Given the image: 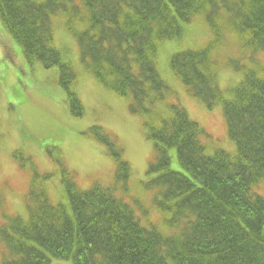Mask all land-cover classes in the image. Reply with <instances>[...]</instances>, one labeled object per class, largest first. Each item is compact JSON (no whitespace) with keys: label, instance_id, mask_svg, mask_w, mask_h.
<instances>
[{"label":"trees","instance_id":"16d2710c","mask_svg":"<svg viewBox=\"0 0 264 264\" xmlns=\"http://www.w3.org/2000/svg\"><path fill=\"white\" fill-rule=\"evenodd\" d=\"M202 16L211 32L209 45L169 57L168 67L191 98L208 110L220 107L234 155L207 153L203 130L178 104L156 69L158 47L179 40L186 25ZM61 21L77 43L84 69L96 83L128 102L152 142L144 191L173 234L141 225L116 191L128 192L131 175L121 147L100 126L89 136L115 162L114 183L80 189L55 147L46 148L59 166L65 203H51L31 156L13 158L29 169L26 216L0 223L1 264H264V0H0V25L24 60L57 70L56 83L69 114L79 119L78 75L55 45L52 19ZM231 36L248 49L252 65L231 59L240 80L221 89L210 49ZM228 39V40H227ZM175 149L184 172L170 169ZM61 264V263H54Z\"/></svg>","mask_w":264,"mask_h":264},{"label":"rangeland","instance_id":"374dc122","mask_svg":"<svg viewBox=\"0 0 264 264\" xmlns=\"http://www.w3.org/2000/svg\"><path fill=\"white\" fill-rule=\"evenodd\" d=\"M52 28L55 45L78 75L75 92L84 107V115L75 119L69 114L64 92L56 83V68L47 70L37 62L28 64L19 46L0 25V223L15 214L26 215L24 197L31 172L20 167L13 158L14 151L20 150L31 156L39 173L53 174L46 189L54 205L65 202L60 174L46 153L47 146L59 149L62 164L73 174L80 189H88L94 184L111 186L115 162L105 153L104 146L88 134L90 127L99 125L115 138L122 149L123 159L131 168L127 194L118 191L116 196L133 209L142 226L152 224L163 234H173L175 231L163 223L164 215L156 208L152 193L141 187L148 164L154 157V148L142 134L140 118L129 113L127 100L102 88L84 69L76 40L66 32L61 21L53 18ZM210 39L209 28L199 16L185 26L181 39L159 45L155 65L171 89L167 101L181 106L203 130L200 141L207 153L222 150L234 155L235 147L228 137L220 107L208 110L191 98L168 67L173 53L203 49ZM250 55L248 49L239 47L234 36L229 38L227 45L211 51L221 89L234 86L241 77L228 67V61L234 59L252 65L248 61ZM254 58L264 67V55L257 54ZM168 155L170 169L184 172L175 149H169ZM4 253L0 245V264ZM51 262L66 263L54 258Z\"/></svg>","mask_w":264,"mask_h":264}]
</instances>
